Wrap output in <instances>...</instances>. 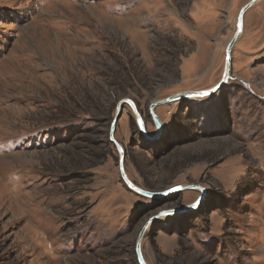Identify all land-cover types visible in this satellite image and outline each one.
Returning <instances> with one entry per match:
<instances>
[{
    "label": "rangeland",
    "instance_id": "1",
    "mask_svg": "<svg viewBox=\"0 0 264 264\" xmlns=\"http://www.w3.org/2000/svg\"><path fill=\"white\" fill-rule=\"evenodd\" d=\"M249 1L0 0V264H264V0L150 107Z\"/></svg>",
    "mask_w": 264,
    "mask_h": 264
},
{
    "label": "water",
    "instance_id": "2",
    "mask_svg": "<svg viewBox=\"0 0 264 264\" xmlns=\"http://www.w3.org/2000/svg\"><path fill=\"white\" fill-rule=\"evenodd\" d=\"M259 0H250L248 3H246L240 10L239 15H238V23H237V32L234 35V37L230 40V42L228 43L227 47H226V58H225V68H224V74L223 77L221 79V81L216 84L215 86H213L212 88L205 90V91H187L184 92L182 94H177L178 96L176 97H168L164 100H159V101H155L153 102L150 107H151V112L154 118V121L156 123V125L159 127L161 126L158 124V122L160 121L157 114L154 113V109L157 106H161L163 104H167V103H172V102H176V101H180L182 98H193V97H203V96H207V95H213L215 94L219 89H221L222 87H224L227 82L229 81L230 78V73H231V64H232V49L236 43V41L239 38L240 33L243 30V21H244V16L246 14V12L251 9ZM124 103H127L128 105H130V107L132 108L134 114L137 116L138 120H139V125L140 128L143 129L144 128V121L142 119V115L138 110L137 105L135 104V102L133 100H131L130 98H126L124 100H121L118 103L117 106V111H116V115L111 123V127H110V131H109V141L115 145L118 153H119V173L121 175V178L123 180V183L125 185V187L128 190H131L133 192H135L138 195H142V196H147V197H155V196H168V195H172L178 191L181 190H185V189H198L201 192V196L199 197V199L193 203L192 207H187L184 209H181L180 212H183L185 210H196L199 206H201L204 203V199L206 197V189L203 188L200 185H190V186H176L174 188L168 189L165 192H161L159 194H155L152 193L150 191H147L139 186H137L136 184H134L128 177L127 172L125 170V159H126V155H125V149L123 148L122 144L119 143L115 137V130L117 128V123L122 115V105ZM167 214L166 212H161L158 216L152 217L149 220L146 221V223L141 227L138 235H137V242H136V251H137V258H138V262L139 264H147L143 253H142V241L147 233V230L150 228V226L153 224L154 220L156 218H158L159 216L165 215Z\"/></svg>",
    "mask_w": 264,
    "mask_h": 264
},
{
    "label": "bare ground",
    "instance_id": "3",
    "mask_svg": "<svg viewBox=\"0 0 264 264\" xmlns=\"http://www.w3.org/2000/svg\"><path fill=\"white\" fill-rule=\"evenodd\" d=\"M178 95H179V94H178ZM178 95L176 94V95H172V96H169V97H176V96H178ZM165 99H166V98H165ZM163 100H164V99H163ZM142 119H143V118H142ZM143 121H144V120H143ZM158 124L160 125V121L158 122ZM199 207H200V206H199ZM199 207H198V208H199ZM198 208H197V209H198ZM197 209H196V210H197Z\"/></svg>",
    "mask_w": 264,
    "mask_h": 264
},
{
    "label": "trees",
    "instance_id": "4",
    "mask_svg": "<svg viewBox=\"0 0 264 264\" xmlns=\"http://www.w3.org/2000/svg\"><path fill=\"white\" fill-rule=\"evenodd\" d=\"M204 206V208L206 207V205L202 204V207ZM202 207H200V211L202 210ZM205 210V209H204Z\"/></svg>",
    "mask_w": 264,
    "mask_h": 264
}]
</instances>
